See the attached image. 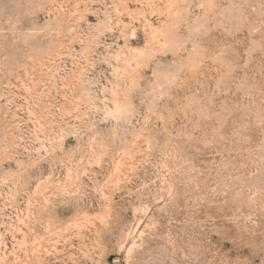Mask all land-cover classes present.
Returning a JSON list of instances; mask_svg holds the SVG:
<instances>
[{
  "label": "rangeland",
  "instance_id": "rangeland-1",
  "mask_svg": "<svg viewBox=\"0 0 264 264\" xmlns=\"http://www.w3.org/2000/svg\"><path fill=\"white\" fill-rule=\"evenodd\" d=\"M0 264H264V0H0Z\"/></svg>",
  "mask_w": 264,
  "mask_h": 264
},
{
  "label": "bare ground",
  "instance_id": "bare-ground-1",
  "mask_svg": "<svg viewBox=\"0 0 264 264\" xmlns=\"http://www.w3.org/2000/svg\"><path fill=\"white\" fill-rule=\"evenodd\" d=\"M103 23H99V27L102 29L103 28ZM164 35H166L167 39H169V31H168V28H165V34L162 33L161 30H158V29H154L153 31L150 32V43L155 41L157 39L158 36H162L164 37ZM147 47L145 46L144 48L140 49L139 51H136L133 53V58H131L132 60H138V59H141L143 57H145L147 55ZM119 56V55H118ZM127 61H130V60H127Z\"/></svg>",
  "mask_w": 264,
  "mask_h": 264
}]
</instances>
